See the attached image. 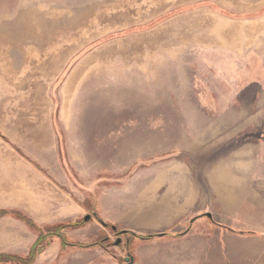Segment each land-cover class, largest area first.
Instances as JSON below:
<instances>
[{
  "label": "rangeland",
  "instance_id": "obj_1",
  "mask_svg": "<svg viewBox=\"0 0 264 264\" xmlns=\"http://www.w3.org/2000/svg\"><path fill=\"white\" fill-rule=\"evenodd\" d=\"M140 190L185 234L127 246L164 231ZM0 210L91 216L63 234L105 248L33 264H264V0H0ZM36 236L0 219V253Z\"/></svg>",
  "mask_w": 264,
  "mask_h": 264
},
{
  "label": "trees",
  "instance_id": "obj_2",
  "mask_svg": "<svg viewBox=\"0 0 264 264\" xmlns=\"http://www.w3.org/2000/svg\"><path fill=\"white\" fill-rule=\"evenodd\" d=\"M15 149L18 152H20L17 148ZM93 215L101 224H103V227H109L112 230V228L114 227L113 225L104 223L102 219L98 217L96 212H94ZM4 217H10V218H13L15 220L22 222L30 230L34 231L37 234V236L33 244L31 245V247L29 248L28 252L25 255L0 253V264H33L36 258L38 257V255L46 248L48 244V240L51 238L59 239L62 249L69 247V248H75V249H80V250H86V249L94 248L96 246L105 248V246H103L100 243L79 244V243H72L66 240L63 232L69 229L74 230V229L80 228L84 224L83 220H78V221L69 222V223L55 224L51 226H39L31 218H29L28 216H26L25 214L19 211L0 210V219ZM116 234H124V235L129 236L130 239H128L126 243V245L128 246L129 244H131L130 241L134 239L139 240V241H149L157 237L178 238L184 235L185 233H180V234H175V235H169L167 233L138 235L128 230H121L119 232H116Z\"/></svg>",
  "mask_w": 264,
  "mask_h": 264
},
{
  "label": "crops",
  "instance_id": "obj_3",
  "mask_svg": "<svg viewBox=\"0 0 264 264\" xmlns=\"http://www.w3.org/2000/svg\"><path fill=\"white\" fill-rule=\"evenodd\" d=\"M155 181L157 182V180H155ZM156 188H158L157 185H156ZM151 194L152 193H148L145 190L138 191V193H137V195H135V197L139 198L136 202L137 204L139 203V205L137 206L138 210L134 211V213H139L140 214L139 217L141 220H144V221L150 222V223L155 222L156 225H153V228L161 227L162 229H164V231L157 232L156 234H161V233H167L169 235L177 234V233L172 234V233L167 232L171 226L173 227V226L177 225L176 223L178 221L175 223H171L170 225H167V223H168L167 220H169V219L166 218L167 217L166 213H168L165 210L166 204H163L160 206V207H162L161 210L159 209V206H155V209L151 213L148 211H143V209L151 203V199L153 200L155 198V197L151 198V196H150ZM149 196H150V198H149ZM112 204H114V203H112ZM157 223H159V225H162V226L157 225ZM126 228L127 229H135V228H138V226H128ZM178 234H180V233H178ZM167 238H171V237H167Z\"/></svg>",
  "mask_w": 264,
  "mask_h": 264
},
{
  "label": "water",
  "instance_id": "obj_4",
  "mask_svg": "<svg viewBox=\"0 0 264 264\" xmlns=\"http://www.w3.org/2000/svg\"><path fill=\"white\" fill-rule=\"evenodd\" d=\"M210 215H208V217H209ZM91 219V216L90 215H86L84 218H83V221L84 222H88L89 220ZM102 226H103V224H101ZM112 230H116V228L115 227H113L112 228ZM120 243V239H118L117 241H116V245H118ZM124 261L127 263V264H133V261H134V258H133V256H131V255H128V257H126L125 259H124Z\"/></svg>",
  "mask_w": 264,
  "mask_h": 264
}]
</instances>
